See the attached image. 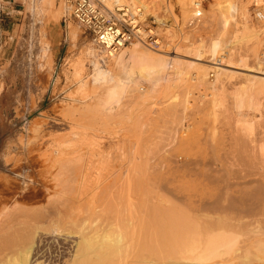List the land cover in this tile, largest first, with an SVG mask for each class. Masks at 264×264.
<instances>
[{
    "label": "rangeland",
    "instance_id": "374dc122",
    "mask_svg": "<svg viewBox=\"0 0 264 264\" xmlns=\"http://www.w3.org/2000/svg\"><path fill=\"white\" fill-rule=\"evenodd\" d=\"M180 1L181 0H147L146 2L151 5V6L149 5L150 6V8H148L149 11H144L142 9L143 11V18L141 19L142 28L145 29L146 31L152 30L153 39L156 40V42L144 40L146 47L149 48L151 52L158 51L155 53L157 54L160 53L159 56L163 55V57L166 56V59L171 60V63H168L163 68V70L161 69L160 73H161L162 80L156 84L150 83L148 81H141L139 79V76L135 74L133 76L135 80L130 85L127 92L124 94V97L121 99L120 104L115 105V107L113 108V110H115V111L112 110L114 113L111 112V114L107 116L102 114L100 117L99 115L102 112L99 113L98 115V114H93L91 110L95 106L94 103L99 97L101 89L99 87L93 86L92 83L89 82L87 75L90 73L89 71L90 67L86 63V59L84 56L85 55L84 49H86L85 47H87V45L92 43L91 42L92 38L90 37V35L84 32L81 27H78L79 25L71 17L70 14L67 16H61L57 21H54L48 24H43L42 26L46 33V41H48L49 46H50L49 55L48 54L46 55L45 53L43 55L41 52V47H40L41 45L39 44V41L37 40L38 35H37L36 30H38L39 24L35 22V25H34L33 23L34 18L32 17L33 15L31 11H29L27 7L26 0H0V224H2L4 219L9 217V214L10 215L13 214V213L11 214V212L15 213V215H12V217L16 216V213L19 210L18 209L19 207L20 209L23 208L24 210L27 209V211L29 210V212H31L32 210H35V211L45 210L47 207L54 205V203H52L54 201L51 202L50 199L55 200L56 197L57 198L59 197L58 199L60 200L62 199L61 197L67 198V200L63 199L66 202L68 201L66 205L64 204L66 203L64 201L63 204L65 206H67L68 204H71L72 207L76 208L75 206H77V203H78V206H79L78 208L80 209V212H82L84 209L82 213L85 215L89 214L90 212V211L89 212L87 211L88 210L87 208L89 206L92 207L91 211L92 210L93 211L90 213V215L93 213V217L92 219H91V216L89 215H87V217H89V220H92V221L93 219L94 220L97 219L95 221L96 223L94 221L92 222L93 226L96 227L97 230H99V228L101 230L102 228L107 226L109 223V220L113 221V218H117V219L120 218L126 221H130V222L132 221L135 223L138 222L139 220L145 217L146 212H147L146 210L147 207L146 206L142 207V206L137 205L136 199L131 198L129 194L134 191L133 190L134 187H132L131 184L129 186L128 185L129 182L127 184L128 186L124 183L126 181H130L131 179L130 177L133 175V173L136 172L134 169L136 167L135 166L136 163L134 164V162L138 160L136 156L140 154L138 156L139 158L143 152H145L146 153L145 155L148 156L149 149L151 150V148H153L152 149L153 151L157 149V147L155 146V144H153V142H156L154 141L155 140L154 138L157 136V135H154V133H157V132L159 133L161 131V130H157L158 126L160 127L162 126L164 130L166 129L168 131L167 132L165 130L166 133H170L171 135H173V133H175L176 131L177 134L175 133V135H173L175 137L177 136L176 138L179 137L178 135L184 134V133L180 134V132L181 130H184V128L188 124L189 125L191 124L192 127H196L198 125L197 127H199L201 131L200 132L201 138L203 140L208 139L209 138L208 136L212 135L213 132L219 134V136L225 135L226 136L225 138L238 136L239 138L242 139L244 135L245 137H243L242 141L244 140V138L245 140L247 139V141H244L246 144H248L247 147L253 148L252 150L254 154L257 152L256 151L258 150L257 145H259V142L260 143L262 142V138L264 137V132H263V129H264L263 128L264 127V85L261 82L260 86H262L263 88L262 87L259 88L258 86L260 84V80L264 79V72L263 70H259L257 68L258 59H256L257 57L254 55L255 54L254 49L252 48L253 44L251 45L252 39L250 38L251 39V43H250L249 42L250 39L249 40L247 39L249 37L246 38V36L249 35V32L245 30L246 32L243 35L242 33L241 35L239 33V37L241 36L239 39V43H236V40H234L232 41L234 43L231 42L233 45H229L230 49L231 47L233 48L231 50L229 49L230 53L233 51L231 53V56L234 55L232 58L230 56V58L232 59V60L230 59L231 60L230 62L232 65L229 62L228 64L221 62L223 60V57L220 62L224 64L222 65L220 63L222 66L220 64L218 65L222 68L225 67L224 69L227 70L226 71L227 73L228 72L229 74L232 73L231 74L232 77L229 78L230 80H226L224 77H221L222 78L221 81H218L216 79L217 76H216L215 71H213V69L210 68L208 71L209 74L207 76L208 82L210 85L207 84L209 86H205L206 89L204 88L205 84H202L200 81H198L199 79L197 78V76H195L194 69H191L190 66L191 65L192 66L193 65L195 66L208 65L209 61L213 62L214 59L210 60V56L208 55V53H204L207 51H204L202 53L204 55H201L199 56V58H197L196 55L188 51L189 50L188 48L190 47L188 43H192V45L203 43L207 47L209 41L212 39H217L219 37L220 38L227 37L228 39L229 38L228 36L231 35L232 30H233V24H234L233 20L234 19L236 23H238L237 25L240 28L242 26L241 22L243 20L244 21L242 22V24L246 23L245 19H243L242 14H241L242 7L245 5L249 9V11H251L250 13H251L252 19L249 23H253V24L260 23L258 22L260 20L257 17H255V13H257L258 11H263L262 10V7H264L263 3L261 4V1L259 2L260 4L258 3L260 6L259 8V6L252 5L255 2L253 0H201V6L199 8L202 11V14L196 21H194L191 24L190 21L195 19L194 18L195 15H190L192 12L186 13ZM251 1H252V4H251ZM47 13L48 12H46V14ZM51 15H55V14L50 10L49 16ZM229 22H232L233 24ZM228 23L230 24V26L226 27ZM68 24H71L72 26L76 27L78 30L79 34H78L77 39L74 42H72L68 36V33H67L68 32L67 29L69 27ZM225 28L226 29L228 28V31L230 33L227 30H225ZM224 31H226L227 33L226 32L224 33ZM244 39L246 41H244ZM247 40H248V43H247ZM225 41H226V38H225ZM237 42H238V39H237ZM133 44L134 43H132L131 45L130 43L128 45V48L129 49L132 48ZM260 49L264 51L261 47L259 48V50ZM239 55L240 56L243 55L242 57L246 58L247 63L245 62L246 63L245 65H242L238 61L237 58L239 57ZM253 55L255 56L254 58H253ZM152 56H156V55H152ZM236 60L238 62H236ZM79 61L83 63L82 66L77 65V62ZM232 62H235L234 63L235 66L233 65ZM78 66H79V73L75 74V68ZM187 66H189L188 68H190V70L187 68ZM80 77H83L84 81H86V84L83 87H79L78 79ZM251 78L252 79L255 78L256 81L253 80L255 83L258 81V84L256 83L257 86L255 83L251 84L253 82V81L250 82ZM176 92H177V95H179L178 96L179 99L182 98L183 100V98L186 99V95L188 96L187 97L188 100L186 99L188 101V104L186 105V108H184V113L186 110V114L184 116H183V112H182L183 110H181V107L179 108L177 106L179 105V103L175 106V108L177 107L176 109L177 111L171 110L172 111L171 112L170 110L166 111L167 108L166 110L163 109L165 108V106L166 107L174 106V103L172 104V102L175 96H176L175 99H177V95H175ZM178 92L183 95L185 94L184 97ZM239 92L242 93L243 96H245V99H244L245 106L242 108L241 114L237 115L236 114L237 110L234 107V100L236 98V95L240 94ZM248 95H250L249 98L252 95V97H254L252 99L253 100L255 99L254 102L256 101L258 102V104L260 101V105L258 106V111L257 109L255 111L250 110L249 107L247 106L248 102L251 101L250 99L248 100ZM161 105H163L164 107H162ZM89 106H91L92 108L91 107L89 108ZM145 107L148 109H145ZM189 108H190V111H189L190 113L188 112ZM162 109L164 110L163 114L165 113L167 114L168 112H170L171 115L173 114L176 115V113L178 114L179 112L180 116L178 115L177 116L178 118L176 117L177 118L176 123L174 122L176 118L174 119V121H172L174 117H172L171 119L170 116L169 118L171 121L169 120V118L167 119V121L169 120L168 122L164 121L166 119H162L161 117L163 115ZM90 111L92 112L94 117L90 113ZM159 111L161 112V115L159 114L160 113ZM141 112H144L143 114L147 113L148 117L147 116H144V117L146 119L149 118L148 121H152V123L153 122L156 123V124L153 123L154 124L153 126L151 122L150 123L148 122L150 124V128L153 126L152 129L154 128L155 130H157V131L152 130V129L150 130V128H148L147 126L148 131L149 130L152 131L150 132L152 134L149 137L145 136L149 134L144 133V132H147L146 131L147 129H143L146 125H149V124H146V125L144 124L143 126L142 121H144L145 119L142 120ZM88 113H89V116H88ZM115 113L116 115H114ZM137 113L140 115L139 120L140 121L142 120L141 126L143 128L139 127L140 125L137 124L138 122L135 123V121H137L136 117H139ZM166 114H165V117H166ZM152 115L154 116L156 115L157 118H155ZM159 115L161 118L159 117ZM132 117L133 119H135V121L132 119ZM180 117L182 119H180ZM193 118H195V120ZM179 119L181 120V123H182V124L180 123L179 124L182 126L184 125L185 127L184 128L179 127L180 129L181 128L183 129L181 130L178 129L180 131L177 132L176 128L178 127H175V125L176 124L178 125L177 121ZM106 121L107 122L110 121V122H108L107 124ZM240 121L241 123L242 121H245V122L255 121L253 122L254 130L252 128L246 129L244 122L241 125ZM170 122L171 123L174 122L175 124L171 125ZM145 123L147 122L145 121ZM157 123L159 125H157ZM183 123H186V124H183ZM71 125L74 128L71 127L72 130L70 131L69 128ZM130 125L133 127H131ZM127 126H130V127H127ZM169 127L170 129L168 130ZM174 127H175V131H174ZM128 128H131V129H128ZM127 129L129 130L128 132L129 135L126 132L128 131ZM185 129L187 130L186 132L190 131V128L189 129L185 128ZM141 130L144 133V136H145L144 138L146 142L144 141L143 138L140 137V136H143V134H141ZM84 131H85V134H84ZM139 131L141 135H138ZM153 131L155 132L153 133ZM78 133L80 135H78ZM132 133L138 137V140L140 139L143 145L139 143V145L137 146V142H140V141H138L137 137L133 135ZM164 133H163L165 137L164 141L169 143L168 141L169 136L168 134L166 135L168 137L167 138L168 140H167ZM73 134L75 135L73 136ZM86 135L87 137H85ZM152 135H154L155 137L153 138ZM249 136L253 140L252 142H250L251 140L250 138H249L250 140L248 139ZM150 137L153 138L154 140H152L153 142L151 141V143H147L149 141V140L147 141V138L151 139ZM164 137L162 138V140L164 139ZM90 138L93 139L92 140L93 142L90 140ZM159 138H156V139L158 140ZM71 141L76 143L75 146H77L76 147L77 150L75 149L74 143ZM116 141L118 142V144L120 142L121 143L119 145L117 144L116 146V144L114 143ZM67 142L68 143L71 142V144L74 147H72V145L68 144ZM99 142H102V143H99ZM159 143L162 145L163 141ZM159 143H157V145ZM167 143L163 144L165 146L162 145L163 147H166L165 150L163 148L164 151H166V149L170 150L169 147L173 148L175 146V143L173 144H170L171 142L169 144ZM95 144L97 145L96 147H95ZM145 144L146 146L147 145L149 147L151 146V148L148 147V150L146 148L145 149L146 151H143V149L145 148L144 146ZM160 144L158 147L162 148ZM254 144L256 148H254L253 146ZM115 146L116 148L117 147L118 148L116 149ZM139 146H141V148ZM142 147L144 148L142 149ZM197 147L199 150L200 147L199 146ZM58 148L60 149L59 152L61 151L62 152L56 156L54 150L55 149L57 150ZM138 148L140 149L139 151H143V152L141 153L139 152L137 154L136 152H138ZM193 148L195 149L196 147L194 146ZM69 149L70 150L75 149L78 152H76L75 150H73L72 152ZM79 149H81V151ZM90 149L91 150L93 149L94 151L93 150L90 151ZM105 150L106 152H104ZM110 150L111 151L114 150L113 151L114 153L111 152ZM69 151L70 153H68ZM99 151L101 152L100 154H99ZM107 151H109L107 154V157L109 156L110 152L112 153L110 155H112L113 157L114 156L113 154H115V157L114 158L110 157L111 159H108L109 157L106 158L105 154L107 153ZM64 152L66 155L64 154ZM74 152L79 154V156L81 155L82 157L85 155V157L83 158L81 157V160L78 161L79 164L77 163L78 164L77 166L83 165L81 167L83 170L80 169L79 171L78 170L76 171V169H74V171H76V174L78 173L76 175L74 174L73 170H68L64 166L61 165V167H64V170H61L62 173L60 174L58 172V168L61 169V167H59L58 165V162H60L59 160L60 159L65 160V158H69L70 156L77 157L78 155L75 154ZM91 152H93L94 154L93 153L90 154ZM121 152H123V156ZM95 153H98V154L96 155ZM258 153L260 154V152H257L254 157L255 165L259 163L257 167L260 166L261 168L262 167L264 168V162H263L264 158H262V156L259 155ZM89 154L92 156H88ZM124 154L125 155L127 154L126 155L127 158L125 159L124 157L126 156ZM128 154L129 155L131 154L129 156L130 158L128 157ZM132 155L134 156L133 158H136L137 160H133V158L131 159ZM100 156L104 158V161L106 159V161L110 160V162L108 161L105 163L104 161H102L103 158H101ZM147 156L142 155L141 158L147 157ZM47 157L51 158L52 160L56 162L54 163V168L50 167L51 160L47 159ZM54 157H57V159L59 160L57 161V159ZM88 157L89 159L93 158L92 159L93 161L91 162L88 159ZM121 157H123V159H121ZM172 157H173L172 166L176 163L174 167L179 164L177 162H180L182 160V159L180 160L179 158H183V156L180 154L178 155V153H176L177 161L174 160L175 158L174 156ZM96 158H98V160H96ZM128 158L131 161H133V163L130 161L131 164H129ZM115 159L119 162V164L120 163L123 164V160L127 159V161H124V164L123 165L120 164L121 165L120 166ZM139 160L141 161V159ZM142 160L144 161V158ZM95 161L96 163L99 162L100 166H103L104 164H107V163H108L107 165L111 163L112 165L110 166L105 165L101 167L103 168L102 170L100 166L98 167V163L96 164ZM113 161L115 164L113 163ZM125 162H128V164ZM55 164L57 165L55 166ZM61 164H62V161H61ZM90 164L94 165L93 169L91 168V166H89ZM124 165L127 167L124 168L125 167ZM130 165L132 168L134 167L133 169L135 172H132L133 171L132 168L129 167L128 171H125L122 174H120L122 176L121 177L119 173L121 171L127 170L128 166ZM180 165L181 164H179V166ZM106 166H107V169H109L108 172L111 175L106 172L107 171L105 170ZM49 167L51 169L48 171L47 169ZM94 167H96L97 169H100L99 171L101 172H99ZM118 167H119V170L117 171L119 172L117 173L116 169H118ZM112 168H114L115 170ZM111 170L114 171L113 174L115 173L114 175H116L115 178L113 177V179H116L118 184H120L118 186L119 189L118 187L117 189L118 190L123 189L121 187L125 186L127 187V191L123 189L122 192L121 190L116 192V190H114V188H116V185L118 184L117 182L115 184L114 180H112L113 174L112 172H110ZM129 170L131 171L130 173H132L131 176H128ZM96 171H98V173H100L101 175L103 174L102 177H104V179H106L108 175L111 176L110 177L111 180L108 181V185L106 184H107V180H109V176L107 177L106 180L102 178L101 181L102 180L103 181L101 182L99 181L100 178L97 177L99 175ZM126 172H127V175H125ZM49 173L54 174V175L55 174L60 175V176L57 175L58 179L59 177L61 178L57 180L59 182L56 183L55 180H51V181L47 180L46 182L43 181V175L45 176L47 174L49 176ZM82 173H83L84 178L85 176L86 178L88 177L87 174H89L90 178L84 179L82 177ZM71 176L72 177L81 176V177L80 179L78 178L79 180L75 178L74 179L75 182H74V180H70ZM118 176H120V178ZM96 177L99 178L98 181L96 180ZM116 177H118L119 180ZM123 177H126L125 178L126 180L125 179L122 180ZM128 177L129 179H127ZM80 180L84 181V183L81 182ZM87 180L90 182H88ZM95 181L99 182L101 186L99 187V183H96ZM104 181H106L105 183L106 186L105 185L102 186ZM93 182H95V184ZM120 182H123V183L121 184ZM76 183H78L79 185L78 184L76 185ZM113 183L115 184V187H112L114 186ZM82 184L83 185L85 184L84 189L81 187L83 186ZM96 186L98 189H96ZM107 187L108 189L110 188L114 190L116 194L113 193L112 190H108L109 192H107ZM129 187L133 189H129ZM99 189L101 193L99 192ZM82 190L86 192L84 193ZM103 190L104 191L106 190V191L104 192ZM93 192H96V193L98 192V193L93 194ZM119 192L121 193L119 194ZM104 193H106V195ZM74 194L76 197L74 196ZM100 194H102L101 195L102 198ZM109 194L111 195V197ZM93 195H94V198L96 197L95 200L92 199ZM116 195L119 198H117ZM121 195H125L126 197L125 196L121 197ZM103 197L104 198L106 197V201L108 205L105 204L106 201L103 200ZM123 197L125 199L127 198L126 200L124 199L125 201L123 200V203H125V205H123L124 208L120 207L122 203L121 202L122 199L120 198H123ZM88 199L94 200L92 202H95V203L92 204L90 203V201L88 202ZM117 199L120 200L119 204H118ZM133 199L135 200L133 201ZM60 200L59 202H63V200L62 201ZM69 200L73 202L69 203L70 202ZM100 202L101 204L99 205V207L102 205V202H104L105 208L103 207L104 206L103 204L102 206L103 211L105 212L104 209L107 208V212L109 213V215L111 213V216H109L108 213H106V215H108L109 217L107 216L105 217L103 216L105 214L104 212L103 214L102 211L100 213L97 211L98 214L100 215L102 214V215L99 216L96 212L95 214L98 216V218H96L97 216L94 215V212H95L94 210L97 209L100 211L101 208L98 209L97 207ZM50 203H52V205ZM56 204H58V202L55 203V205ZM111 204H118V205H111ZM109 205H111L110 208H109ZM114 206H116V208ZM112 207L115 208L114 211ZM11 208L13 209V211ZM16 209L18 210L16 211ZM73 211L77 215L78 213H80L79 210L77 211V213L75 210ZM116 211L120 214H117ZM113 212H115L116 215H114ZM37 214L38 213H36V217H37L36 218L35 215L32 213V215H34L33 218H35V220H33L32 217H29L31 215L26 214V218L27 217L28 218L24 219L26 220L25 222H27L28 220L29 225L31 223L30 221L32 220L34 221V223L35 221L37 223L40 220V219L38 220ZM23 216L20 215L18 219H16L17 222H20L21 221L20 219L21 217L23 218ZM99 217L100 218L102 217V218L99 219ZM110 217L112 218L110 219ZM29 219H32V220L29 221ZM17 222L15 225L16 227L15 229H17L16 230L17 235L18 233H20L19 236H21L22 234H27V229L29 230L28 226L26 228V231H24L25 230L24 228L22 232H19L18 229L22 227V224H24V222L23 223L20 222L22 223L21 226L19 225L20 227L17 226L19 224V223L17 224ZM38 224H43V222L41 223V220H40ZM46 224L44 223L43 226L39 225V227L41 226L42 228H49L50 225L48 223ZM32 226L30 225V230L31 228H34ZM69 226L68 224H66L65 228L68 229ZM252 227L253 225L239 228L237 232L239 234L241 233L240 239H242L243 241H246L249 238H251V236L253 237L254 235L252 232L253 230L251 229ZM51 228L52 227H50L48 230H50ZM19 230L21 231L22 229L20 228ZM48 230L46 232L44 229L43 232L45 233L43 232L41 233L43 235L45 234V236L46 235L50 236L51 234L52 236L55 235L51 230L49 232ZM40 231H42V229H40ZM73 234L75 235V237L79 236L77 233H73ZM5 253L7 254V258L11 256L12 254L11 252H9L8 254V251H5ZM230 259L231 258L228 259L227 257H225L224 260H222L223 261L222 263H228Z\"/></svg>",
    "mask_w": 264,
    "mask_h": 264
},
{
    "label": "bare ground",
    "instance_id": "6f19581e",
    "mask_svg": "<svg viewBox=\"0 0 264 264\" xmlns=\"http://www.w3.org/2000/svg\"><path fill=\"white\" fill-rule=\"evenodd\" d=\"M146 1L147 0H104L105 4L108 5L109 7H112L114 5L125 6L129 11H131L132 14H138L140 20L143 18L142 9L144 11H149L148 8H150V6H151ZM253 1L256 2V3L254 2L252 4V1H251V4L253 6L254 5L259 6L260 1H261V4L263 3V5H264V0H253ZM26 2H27V7H28L29 11H31V13L33 15L32 17L34 18V22H33L34 25H35V22L39 24L38 30H36V29H34V30L37 31V35H38L37 40L39 41V44L41 45L40 46L41 52L43 55H44V53L46 55L47 54L49 55L50 46H49L48 41H46V33H45V30L43 29L42 26H43V24H48V23L57 21L61 16H67L69 14L71 15L72 7L69 3V0H26ZM180 3H181V5H182V7L186 13L192 12L190 15H195L196 11L198 10L197 8H199L201 6V0H181ZM259 8H260V6H259ZM50 10L55 15L49 16ZM262 10L263 11H258L257 13H255V17H257L260 20V21H258L260 23H258V24L254 23L253 24V23H249L252 19V16L250 13L251 11H249V9L247 8L246 5L243 6L241 14H242L243 19H245L246 23L242 24V22L244 21L243 20L241 22L242 26L240 28L237 25L238 23H236L235 19L233 20L234 24L232 22H229V23L233 24V30H232L231 35L229 34L230 36H228L229 37L228 39H227V37L224 36L225 35L224 33L226 32V31H224L223 36L226 38V41H225V38H220V37H219L220 39L219 38L212 39L209 41L207 47L203 43H198L197 45H192V43H188L190 46L188 48L189 49L188 51L192 52L194 55H196L197 58H199V56H201V55H204V54H202L204 51H207L204 53H208V55L210 56V60L214 59L213 62L209 61V64L204 65V66L203 65H201V66H195V65L192 66L191 65L190 66L188 64L191 69H194V74L199 79V80L198 79H196V80L200 81L202 84H205L204 85L205 89H206L205 86L210 85L208 82V78H207V76L209 74L208 71L210 68L213 69V71H215L216 76H217L216 79L218 81H221V79H222L221 77H224L226 80H230L229 78L232 77V75H231L232 73L231 74H229V72L227 73L226 72L227 70L224 69L225 67L222 68L218 65L221 62H224L226 64H228V62H229L231 64L230 61L232 60L231 58L234 55L231 56V53L233 51L230 53V50L233 48L231 47V49H230L229 45H233L232 43H234V42H232V41H234V40H236V43H239V39L241 37V36L239 37V33H240V35H241V33L243 35L246 32L245 30H247L249 32V35H247L246 38L249 37V38H247L248 40L250 38L252 39V43H251V39L249 40V42L251 43V45L253 44L252 48L254 49V53H255L254 55L257 57L256 59H258L257 60L258 62L256 61L258 64L257 68L259 70H263V72H264V51H262L261 49L259 50L260 47L264 50V7H262ZM46 12H48V13L46 14ZM193 17H191V18H193ZM195 20L196 19L191 20L190 21L191 24ZM160 22H162V21H160ZM76 23L78 24L77 21H76ZM229 23L226 27L230 26ZM68 26H69L67 29L68 30V32H67L68 36H69L70 40L72 42H74L78 37V34H79L78 30L76 27L72 26L71 24H68ZM78 27H80V25ZM225 30L228 31V28L227 29L225 28ZM151 32H153V31L151 30ZM221 39L224 41H222ZM237 39H238V42H237ZM245 39H244V41H246ZM248 40H247V43H248ZM91 42L92 43L87 45V47H85L86 49H84V51H85L84 56L86 59V63L90 67V70H89L90 73L87 76H88L89 82L92 83L93 86L99 87L101 89V92L99 94V97L97 98V100L94 103L95 106L93 108L91 106H89V108L90 107L92 108L91 111L93 112V114L99 115V113L102 112L99 115L100 117L102 114L107 116V115H110L111 112L115 111V110H113V108L115 107V105L120 104L121 99L124 97V94L127 92L130 85L135 80L133 77L135 74H137L139 76V79L141 81H148L150 83L156 84L162 80L161 73H160L161 69L163 70V68L168 63H171V60L166 59L165 55H164L165 57H163V55L159 56L160 53H158V54L155 53L158 51H155V52L152 51L151 52L149 50V48L146 47L145 42L141 41V40L140 41L139 40L131 41L130 42L131 45H132V43H134V44H133V47L130 49L128 48V45L130 44L129 43L127 45L121 46L118 50L112 51V52H108L102 46L95 43L93 40ZM253 46H255V47H253ZM152 55H156V56H152ZM254 55H253V58L255 57ZM230 56H231V58H230ZM242 56L239 55V57L237 59L242 65H245L247 63L246 62L247 60H246V58H244ZM222 57H223V60H222ZM238 61L236 60V62H238ZM232 63L234 65L235 62H232ZM77 65L82 66L83 63L81 61H79V62H77ZM79 66L76 67L77 69L75 68V74L79 73ZM185 66H186V64H185ZM189 66H187V68ZM190 68H188V69L190 70ZM191 71H193V70H191ZM253 80L256 81L255 78L254 79L251 78L250 82ZM254 81L251 84L255 83ZM78 82H79V87H83L86 84V81H84L83 77H80L78 79ZM261 82L264 85V79L260 80V84L258 85L259 88L262 87V86H260ZM256 83L258 84V81ZM198 84H200V83H198ZM207 84H209V85H207ZM257 84H256V86H257ZM252 90H254V89H252ZM257 92H259V91H257ZM179 94H181V93H179ZM175 95H177V92ZM181 95L184 97L185 94L184 95L181 94ZM178 96L179 95H177L178 100L175 99L176 96L173 99V102H172V104L174 103L173 107L170 106L171 107L170 108V107L165 106V108H163V109L166 110V108H167L166 111H168V110L177 111L176 110L177 107L175 108V106L179 103V105H177V106L179 108L181 107V110H183L182 112H183V116H184L186 114V110L184 113V108H186V105L188 104V101H187L188 96L186 95L187 100L185 98H183V100H182V98L179 99ZM249 96L250 95H248V100L250 99L251 101L248 102L247 106L249 107L250 110L255 111L257 109V111H258V106L260 105V101L258 104V102H256V101L254 102L255 99L254 100L252 99V98H254V97H252V95L250 98H249ZM244 99H245V96H243L242 93L236 95V98L234 100V107L237 110V113H236L237 115L241 114V110L245 106ZM175 100H177V101H175ZM168 103H166V104H168ZM180 104H181V106H180ZM161 106L164 107L163 105H161ZM161 106H160V108H161ZM147 107H149V106H147ZM145 109H148V108L145 107ZM149 110H151V109H149ZM149 110H147V111H149ZM157 110H159V109H157ZM164 110H163V112L160 110L162 112V114L164 113ZM91 111H90V113L92 114ZM189 111H190V108H189L188 112ZM161 112L159 113L160 115H161ZM141 113H142V120L145 119L144 121L141 120L143 122V126H144V124L146 125V124H149L150 122L152 123V121H148L149 118L146 119L144 117V116H147V113H145L146 115L143 114L144 112H141ZM117 114H118V112H117ZM165 114H163L161 117H162V119H166V120H164L166 122H168L170 120V118L172 119V117H174L172 120V121H174V119L178 115L180 116L179 112H178V114L176 113V115H174V114L171 115V113L168 112L166 114L167 118L165 117ZM168 114H170V115H168ZM114 115H116V113ZM160 115H159V117H160ZM88 116H89V113H88ZM152 116H154V115H152ZM169 116H170V118H169ZM93 117H94V115H93ZM154 117L157 118L156 115ZM154 117H153V119H154ZM136 118H137V121H135V119H133V117H132V119L135 121V123L138 122L137 124L140 125L139 127L143 128L141 126L142 122L139 120L140 115H139V117H136ZM168 118H169V120L167 121ZM177 118L174 121L175 123H176ZM180 119H182V118L180 117ZM193 119L195 120V118H193ZM179 120L177 121L178 125L182 124L181 120H180V122H179ZM252 120H253V118H252ZM145 121L147 123H145ZM183 121H184V119H183ZM108 122H110V121H108ZM108 122H107V124H108ZM111 122H112V120H111ZM162 122H163V120H162ZM174 122L173 123L170 122L171 125L175 124ZM243 122H244V125L246 126V129L252 128L254 130L253 122H255V121H253V122L242 121V123L240 121L241 125L243 124ZM158 123H157V125H159ZM154 124H156V123H154ZM154 124H153V126H154ZM183 124H186V123H183ZM176 125H175V127H178V128H176L177 132H179L181 129H183L185 127L184 125L183 126L182 125L176 126ZM130 126H127V127H130ZM135 126H136V124H135ZM147 126H148V128H150V124H149V125H146L145 126L146 128L144 127L143 129H147ZM197 126L192 127L191 124L190 125L188 124L185 128H188V129L190 128V131L186 132L187 130L184 128V130H181V132H180V134L181 133H184V134L178 135L179 136L178 138H176L177 136L176 137L173 136L176 133L175 127H174L175 133H173V135H171L170 133H166L167 130L165 129L166 130L165 131L162 126L161 127L156 126L158 128L157 130L162 131V132L161 131L159 132L160 134L158 132L154 133L157 130H155L154 128L152 129V127H151L150 130L151 129L155 130V131H153V133H154V135H157V136L155 137L154 135H152L153 138L155 137L154 138L155 140L151 137H150L151 139L147 138V141L149 140L147 143H151L152 140L156 141V142H153V141L152 142H153V144H155L157 149H155V151H153L152 150L153 148H151V146L149 147L148 145L146 146V144H145L144 145L145 148L142 147V149L144 148L143 151H146L145 150L146 148L148 150V147L151 148V150L150 149L148 150L149 152L147 151L149 153L148 156L145 155L146 154L145 152L139 151L140 150L139 148H138V152H136L137 154L139 152L140 153L143 152L142 155L147 156V157H143L144 161L142 160L143 158H141L142 155L138 158V156L140 154H138L137 156L135 155V156L138 160L141 159L142 162L140 160H139L140 161L139 162L136 158H133L134 157L133 155L131 157V159L133 158V160H137L134 162V164L136 163V165H135L136 167L135 168L133 167L136 172L131 167V165L128 166L127 170H124V171L120 170L121 172L119 173V175L125 171H128L129 167L132 168V170H133L132 172H135V173H133V175H132L133 177H132L131 176L132 173H130L131 172L130 171L131 168H130V170L128 172L130 175L128 174V176H131L130 177L131 179H130V181H126V182L124 181L125 182L124 184L127 185L129 182L128 185L130 186V184H131L132 187H134V189L129 187V189L134 190L133 192H131L129 194H130L131 198L136 199L137 205L142 206V207H144V206L147 207V209L145 208L147 210V212H146V215L144 218H142L141 220L138 219L139 221L136 223L132 222V221L131 222L126 221V220H123L120 218H118V219L113 218V221L109 220V223L107 226H105L101 230H100V228H99V230H97L96 227H94L93 223H92L93 221L95 222L97 219L96 220L93 219V221H92V220H89V217H87V215H89V216H91V219H92L93 213L90 215V213L93 211V210L91 211L92 207H90V206L88 208L85 207L88 209V210L86 209L88 212L90 211L89 214H87L88 213L87 212L86 213L87 215H85L82 213L84 211V209H83V211L81 210L82 212H80V209L78 208L79 207L78 203H77V206H75L76 208L72 207L71 204H68L71 207L68 205L65 206L68 203V201L66 202L63 199L67 200V198L61 197L62 199L60 200V199H58L59 197L58 198L56 197L55 200L58 199V200H56L58 202V204H56V205H55V203H57V202L55 200L50 199L51 202L54 201L52 203H54L55 206L53 205V206L47 207L45 210H40V211L39 210L38 211L32 210L31 212H29V210L27 211V209H25L26 210L25 211L23 208L20 209V207H19L18 208L19 210L16 209V211L18 210L16 213V216L12 217V215H15V213L11 212V214L13 213L12 215L9 214V217H7V218L5 217L6 219H4L3 222L1 221L2 224H0V226H1V228H0V264H264V168L263 167L261 168L260 166L257 167V165H259V163L257 165H255V162H254L255 161L254 157H255V154L257 152H260V154L259 153L258 154L261 155L262 158H264V137L263 138L261 137L262 138L261 143L258 141L259 142V145H257L258 150H256L257 152L255 151L256 153L254 154V152L252 150L253 148L247 147L248 144H246L244 142V141H247V139L245 140V138H244V140L242 141L243 137H245L244 135H243L242 139L239 138L238 136L225 138L226 136L224 134H223L224 136H222L221 134H220L221 136H219V134L213 132L212 135L208 136L209 137L208 139L203 140L201 138V133H200L201 131H200L199 127H197ZM71 127L74 128L71 125L69 128L70 131L72 130ZM131 127H133V126H131ZM179 127H183V128L180 129ZM128 129H131V128H128ZM169 129H170V127L168 128V130ZM178 129H180V130H178ZM80 130H82V129H80ZM150 130L148 131V129H147L146 130L147 132H144L145 134H149V135H145V136H147V137L151 136L152 133H150V132H152V131H150ZM163 130L165 133L163 132ZM171 130H172V128H171ZM247 131H249V130H247ZM73 132H71V133H73ZM126 132L129 135V133H128L129 130ZM263 132H264V129H263ZM144 133L141 130V134H143V136H140V137L143 138L145 141ZM163 133L165 134V136L168 134L169 138L166 136V139L167 138L169 139V140L168 139L167 140L169 141V143L171 142L170 144L175 143V146L173 148L169 147L170 150L166 149V151H164L166 147H163V146H165L163 144H165L167 142L164 141L165 137H164ZM76 134H77V132H76ZM84 134H85V131H84ZM141 134L139 131L138 135H141ZM74 135L75 134H73V136ZM78 135H80V134L78 133ZM133 135H135V134H133ZM158 135H160L161 137L163 135L164 139L162 140L163 137L161 138ZM69 136H70V134H69ZM85 137H87V135ZM125 137H127V136H125ZM76 138H77V136H76ZM91 138H90V140L92 141L93 139H91ZM156 138H159V139L157 140ZM170 138H171V140H170ZM249 138H250V136L248 137V139ZM84 139H86V138H84ZM120 139H121V137H120ZM72 140H74V139H72ZM115 140H117V139H115ZM137 140H138V137H137ZM138 141H140V139ZM157 141H159V142L163 141V143H162L163 146ZM252 141L253 140L251 139L250 142H252ZM71 142H73V141H71ZM71 142L70 143L67 142V143L72 145ZM116 142H114V143L117 146L118 142L117 143ZM73 143L75 146L76 143L75 142H73ZM99 143H102V142H99ZM139 143H141V145H143L142 142L140 141V142H137V146L139 145ZM157 143H159L162 146V148L158 147L159 144L157 145ZM169 143H167V144H169ZM109 145H111V144H109ZM74 146L72 145V147H74ZM96 146L97 145L95 144V147ZM116 146H115V148H116ZM194 146L196 147L195 148L196 151L193 148ZM197 146L200 147L199 150H198ZM253 146H254V148H256L255 144ZM76 147L77 146H75V149H76ZM139 147L141 148V146H139ZM163 148H164V150H163ZM75 149H73V150H75ZM128 149H130V148H128ZM59 150H60L59 148L57 150L56 149L54 150L56 156L62 152V151L59 152ZM73 150H70V151L73 152ZM79 150L81 151V149H79ZM92 150L90 149V151H92ZM70 151L68 153H70ZM113 151H111V152H113ZM76 152H78V151H76ZM104 152H106V150ZM108 152L109 151H107L106 154L104 153L106 158L109 157L108 159H111V158L115 157V154H113L114 155L113 157H112V155H110V154H112L111 152L109 153V156L107 157ZM130 152H131V150H130ZM92 153L93 152H91L90 154H92ZM100 153L101 152L99 151V154ZM121 153L123 156V152H121ZM176 153H178V155L179 154L182 155L184 159L179 158L180 160L181 159L183 160V161L181 160L182 162L181 161L177 162L181 165L179 166V164H178L177 166L174 167V165L176 163L175 164L173 163L174 165L172 166V162H173L172 156H174L175 157L174 160H176ZM64 154H65V152H64ZM75 154H77V153H75ZM90 154L88 156H92ZM95 154L97 155L98 153H95ZM253 154H254V156H253ZM47 155H48V153H47ZM77 155H78L77 157L70 156L71 158L70 157L65 158V160L64 159L59 160V159H57V157H54V158H56L57 161L58 160L60 161V162H58L59 167H61V165H62L68 170H73L74 174H76V171L77 170L79 171L80 169H82L81 167L83 166V165L77 166L79 164L78 161H80L81 157H82L81 155L79 156V154H77ZM130 155L128 154V157ZM49 157H47V159L51 160L50 167L54 168V163H56V162ZM83 157H85V155ZM171 157H172V159H171ZM90 158H92V157H90ZM98 158H96V160H98ZM101 158H103V157H101ZM101 158H100V160H101ZM125 158H127V156L124 157V159ZM129 158H128L129 164H131L130 163L131 160ZM88 159H89V157H88ZM92 159H89V160L92 162L93 161ZM121 159H123V157H121ZM179 159H178V161H179ZM61 161H62V164H61ZM102 161H104V158ZM108 161L110 162V160H108ZM108 161H106V159H105L104 162L106 163ZM124 161H127V159L123 160V164H124ZM131 162L133 163V161H131ZM137 162H139V163H137ZM95 163H96V161H95ZM97 163H98V167H99L100 166L99 162H97ZM113 163H114V161H113ZM125 163L128 164V162H125ZM93 164H94V162H93ZM107 164H104L103 166H105ZM118 164H119V162H118ZM120 164H122V163H120ZM127 164H125V165H127ZM56 165L57 164H55V166ZM110 165H112V163L107 165V166H110ZM89 166H91V168L93 169L94 165L90 164ZM103 166H100V168ZM107 166H106L105 170H107L106 172L108 174H110L108 172L109 169H107ZM50 167L47 169L48 171L51 169ZM64 167H61V169L58 168V172L60 174L62 173L61 170H64ZM126 167L127 166H125L124 168H126ZM77 168H79V169H77ZM88 168H90V167H88ZM94 168H96V167H94ZM114 168H115V166H114ZM114 168H112V169H114ZM59 169L61 172L59 171ZM74 169H76V171H74ZM84 169H86V168H84ZM101 169L103 170V168H101ZM97 170L99 171L100 169H97ZM117 170H119V167H118V169H116V171ZM98 171H96V172L98 173ZM99 172H101V171H99ZM110 172H112V174H113L114 171L111 170ZM118 172L119 171H117V173ZM51 173H49V176L47 174L45 176L43 175V181L46 182L47 180H50V181L55 180L56 183L59 182L57 180H59L61 178L59 177V179H58L57 177L60 175H58V174L54 175ZM74 174H72V175H74ZM114 174L112 175V180H114V182L116 184L117 180L113 179V177L115 178V176H116ZM98 175L99 176H97V177H99L100 180H99V178L96 177L97 181L98 180L101 181L102 178L104 179V177H102L103 174L101 175L100 173H98ZM125 175H127V172ZM87 176L88 177L86 178V176H85V178L89 179L90 178L89 174H87ZM120 176H118V177L120 178ZM80 177L79 176L78 177H76V176L72 177L71 176L72 179L70 178V180H74L75 178L80 179ZM82 177L84 178L83 173H82ZM107 177H106V179H107ZM110 177L111 176H109V180H107L106 185H108V181L111 180ZM118 177H116V178L118 179ZM126 177H123L122 180L125 179ZM106 179H104V180H106ZM127 179H129V177ZM92 180H94V179H92ZM80 181L84 183V181H82V180H80ZM74 182H75V180H74ZM88 182H90V181H88ZM95 182H93V183L95 184ZM56 183H54V184H56ZM78 183H80V182H78ZM78 183H76V185ZM85 183H87V182H85ZM96 183H99V182H96ZM105 183H106V181L103 182L102 186L105 185ZM110 183H109V185H110ZM120 183L122 184L123 182H120ZM87 184H89V183H87ZM115 184L112 187H115ZM117 184H118V182H117ZM84 185L81 186L83 189H84ZM119 185L120 184L116 185V188H114V190H116V192L120 191V190L122 192L123 189L125 191H127V187H125L123 185H121V186H123V187H121L123 189L118 190ZM66 186H68V185H66ZM97 186H96V189H98ZM100 186L101 185L99 183V187ZM54 187H56V186H54ZM117 187H118V189H117ZM64 189H66V188H64ZM67 189H68V187H67ZM101 189H102V187H101ZM108 190H112V189H110V188L108 189V187H107V192H109ZM114 190H112L113 193H115ZM99 192H100V189H99ZM121 192H119V194ZM94 193L97 194L98 192L97 193L93 192V194ZM104 194L106 195V193H104ZM104 194H103V196H104ZM101 195L102 194H100V196ZM111 195H112V193H111ZM111 195H110V197H111ZM117 195H118V193H117ZM117 195H116V197H117ZM72 196H73V194H72ZM74 196H75V194H74ZM95 196H97V195H95ZM122 196H125V195H121V197ZM92 197H93L92 199L95 200L96 197L94 198V195ZM101 198H102V196H101ZM107 198H109V197H107ZM117 198H119V197H117ZM127 198H128V196H127ZM92 199L91 200L88 199V202L90 201V203L93 204L95 202H92V201H94ZM120 199H122L121 202L123 203V200L125 198L123 197ZM135 199H133V201ZM59 200L60 201L63 200V202H59ZM103 200L106 201V197L105 198L103 197ZM64 201L66 203H64ZM69 201H70L69 203L73 202L71 200H69ZM119 201L120 200H118V204L120 203ZM114 202H112V203H114ZM52 203H50V204L52 205ZM74 203H76V202H74ZM122 203H121L120 207L124 208L123 205H125V203H123V204ZM89 204H87V205H89ZM100 204H101V202L98 204L97 207H98V209L101 208L102 210L100 209V211H99L95 207V209H96V210H94L95 216H97L95 214L97 211L99 213L102 211V213H103L104 212L103 207L105 208V204L108 205L107 201L105 204H104V202H102V205L99 207ZM103 204H104V206H103ZM118 204H111V205H118ZM72 205H74V204H72ZM111 205H109V208ZM106 207H108V206H106ZM114 207L116 208V206H114ZM114 207H112L113 211L115 209ZM89 208H90V210H89ZM73 210H75L76 213L79 210L80 213H78V215H77V214H75V212ZM86 210H85V212H86ZM104 210H105V212H104L105 214L103 213L104 214L103 216H105V217L111 216V213L109 215V213L107 212V208ZM12 211H13V209H12ZM98 212H97V214H98ZM32 213L35 215V217H36V213H38L37 214L38 220L40 219L41 223L43 222V224H38L40 222V220L37 223H36V221L34 223L33 220H35V218H33L34 215H32ZM106 213H108L109 216L106 215ZM113 213H114V215H116L115 212H113ZM26 214L31 215L29 217L33 218V220L29 219V221L32 220V221H30L31 223L29 222L30 225L31 226L33 225L32 227H34V228H31V230H30V225L28 224V220H27V222H25L26 220H24V219L28 218V217L26 218ZM80 214H81V216H80ZM117 214H120V213L117 212ZM20 215L21 216L25 215V216H23V218L21 217V219H20L21 220L20 222H22V223L24 222V224L17 222V220H16V219H18V217ZM98 215L101 216L102 214L101 215L98 214ZM96 218H98V216ZM101 218L99 217V219H101ZM111 218L112 217H110V219ZM78 221L80 222V224ZM16 222H17V224L19 223L17 226H19V225L21 226V224H22V227L19 226L22 229L21 231L19 230L20 228L18 227L19 232H22L24 230V228H25L24 231H26V228L28 226L29 230L27 229V234H22L21 236H19L20 233H18V235H17V232H16L17 229H15L16 228L15 227ZM32 222H33V224H32ZM44 223L45 224L48 223L50 225V227H52L50 230L55 234L54 236H52V234L50 236H47V235L45 236V234L43 235L41 233V232H43L44 229L47 232V230L50 228V227L49 228H42L41 226L39 227V225L43 226ZM34 224H35V226H34ZM66 224H68V226H69V224H70V226L71 225L72 226L71 227L69 226L68 229H66L65 228ZM25 225H26V227H25ZM250 225H253V227L251 229L253 230L252 232H253L254 236L253 237L251 236V238H249L248 240L243 241L242 239H240L241 233L239 234L237 231L239 228L250 226ZM46 226H47V224H46ZM71 228H72V230H71ZM40 229H42V231H40ZM50 230H48V232ZM43 233H45V232H43ZM73 233H77L79 236L75 237V235ZM73 237H75V238H73ZM5 251H8V254H9V252H11L12 253V254L10 253L11 256H9L7 258V254L5 253ZM225 257H227L228 259L231 258L230 261H228V263H222L223 262L222 260H224Z\"/></svg>",
    "mask_w": 264,
    "mask_h": 264
},
{
    "label": "built area",
    "instance_id": "2783aa9c",
    "mask_svg": "<svg viewBox=\"0 0 264 264\" xmlns=\"http://www.w3.org/2000/svg\"><path fill=\"white\" fill-rule=\"evenodd\" d=\"M71 16L92 40L108 52L116 51L133 40L154 41L151 30L142 28L138 14L125 6L109 7L104 0H69ZM196 11L197 20L202 11ZM195 20V21H196Z\"/></svg>",
    "mask_w": 264,
    "mask_h": 264
}]
</instances>
